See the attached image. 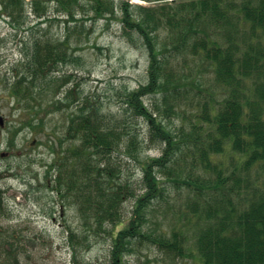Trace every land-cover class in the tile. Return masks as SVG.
I'll list each match as a JSON object with an SVG mask.
<instances>
[{"label": "trees", "instance_id": "trees-1", "mask_svg": "<svg viewBox=\"0 0 264 264\" xmlns=\"http://www.w3.org/2000/svg\"><path fill=\"white\" fill-rule=\"evenodd\" d=\"M142 1L153 6L125 0H0L1 17L24 36L34 26L26 27L29 16L38 19L34 30L41 35L30 33L20 41L14 83L4 87L15 106L24 107L25 125L33 130L44 131L49 114L64 115L66 135L55 137L57 149L65 139L70 144L49 168L64 160L56 188H65L67 205L75 208L79 222L67 230L72 260L78 264L89 250V236L105 233L110 264H127L136 241H147L172 258L196 256L198 264H264V0ZM50 5L54 17L48 15ZM58 13L64 16L61 41L50 34ZM89 15L120 23L126 41L147 53V82L124 89L122 97L125 109L148 128L146 148L163 145L158 157H142L139 128L113 124L101 103L71 84V74L60 73L79 49L71 41L77 17ZM191 68L209 71L227 93L219 101L217 92L204 94L202 78L192 75ZM148 96L152 108L144 102ZM187 106L195 109L189 129L184 127ZM171 116L182 118L180 126L170 124ZM120 152L139 167L146 184L139 196L113 164L112 156ZM230 160L234 166L228 171ZM165 172L167 182L186 195L185 221L155 234L147 215L155 209L156 197H163L165 180L158 173ZM129 197L134 206L127 220L120 209ZM15 241L13 234L0 230V256L8 260L15 255L17 263Z\"/></svg>", "mask_w": 264, "mask_h": 264}, {"label": "rangeland", "instance_id": "rangeland-1", "mask_svg": "<svg viewBox=\"0 0 264 264\" xmlns=\"http://www.w3.org/2000/svg\"><path fill=\"white\" fill-rule=\"evenodd\" d=\"M125 1L134 3L139 0ZM140 1L144 6H153L152 3ZM53 13L50 5L48 15L54 17ZM56 16L58 18L50 24V34L53 39L61 41L65 33L64 23L60 19L64 16L60 13ZM31 18L32 16H29L26 27L34 26L29 27L30 32L26 30L24 36L10 27L0 15V116L4 119V125L0 126V191L4 198L0 230L13 234L18 241L17 263L15 255H12L8 260L0 256V264H77L72 260L67 241L68 228L75 229L79 226L76 210L73 206L67 205L65 188L63 187L61 192L56 188L58 169H61L64 160L57 161L58 166H53L55 168H49L57 157L65 156L66 148L70 144L65 139L61 151L59 152V147L57 149L55 137L64 139L66 135L64 115L49 114L44 118V131L33 130L25 125L28 115L24 107L17 108L13 97L4 87L7 83H14L12 68L22 57L20 41L22 42L23 37H30V33L41 35V32L36 33L34 30L38 19ZM77 18L78 28H75L76 33L71 41L72 46L76 45L79 49L73 52L71 62L60 66V73L71 74V84H77L80 93L90 97L93 102L101 103L104 114L112 119L113 124L121 127L127 125L131 129L139 128L137 132L143 148L142 157L160 156L163 145L157 144L150 149L146 148L149 141L148 128L141 120L134 118L128 108L125 109L122 97L124 89H136L147 82L146 51L129 44L122 35L121 24L115 20L110 22L93 20L90 15L82 19ZM28 44L30 45V42ZM190 71L192 75L202 78L199 79V85L205 91L204 94L206 91L217 92L216 100L219 101L222 94L227 93V87L223 84L217 86L210 79L212 77L209 71L202 69L194 73L192 68ZM185 72L189 74V70ZM150 98L148 96L144 102L152 108L153 100ZM182 102L186 101L183 99ZM187 107L184 127L189 129L190 123L194 120L190 113L191 115L195 113V109ZM182 122L181 117H170V124L173 127L180 126ZM14 130L17 132L14 140L12 139V145L10 138ZM51 146L54 147V151ZM112 158L113 164L121 169L123 180L131 185L133 194L141 195L146 184L138 171L137 163L123 152L114 154ZM187 162H190V158ZM233 166L234 163L230 160L227 164L228 171H231ZM190 167L191 165L187 164L186 171H189ZM158 175L165 180L166 189L163 197H156L155 209L147 215L151 223H154L155 234H159L161 229L169 232L177 220L182 223L185 221L182 213L185 193L182 194L175 189L173 183L167 182L166 172ZM133 206L134 198L131 197L121 204L120 210L124 219L131 218ZM155 222L159 224L156 225ZM144 229L146 230L145 227ZM192 241L193 238L189 243ZM89 243V250L82 252L78 264H110L109 236L105 233L91 235ZM132 244L133 253L125 257L127 264H198L196 256L191 255L185 259L172 258L147 241L143 243L136 241Z\"/></svg>", "mask_w": 264, "mask_h": 264}, {"label": "water", "instance_id": "water-1", "mask_svg": "<svg viewBox=\"0 0 264 264\" xmlns=\"http://www.w3.org/2000/svg\"><path fill=\"white\" fill-rule=\"evenodd\" d=\"M0 124H2V120L0 119Z\"/></svg>", "mask_w": 264, "mask_h": 264}]
</instances>
